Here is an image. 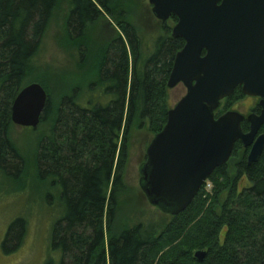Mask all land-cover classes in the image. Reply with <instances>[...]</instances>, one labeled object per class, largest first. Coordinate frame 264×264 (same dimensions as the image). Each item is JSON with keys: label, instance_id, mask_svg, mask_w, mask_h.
I'll list each match as a JSON object with an SVG mask.
<instances>
[{"label": "trees", "instance_id": "1", "mask_svg": "<svg viewBox=\"0 0 264 264\" xmlns=\"http://www.w3.org/2000/svg\"><path fill=\"white\" fill-rule=\"evenodd\" d=\"M68 2L67 35L78 42L79 52L89 26L104 13L114 16L121 34L111 38L91 64L86 94L80 85L54 108L43 82L35 80L48 94L41 122H50L39 144L38 175L58 186L64 208L51 239L60 260L50 258L44 264H264V149L259 160L249 164L240 140L231 155L243 151L234 169H229V159L207 180L214 185L211 192L205 183L177 215L164 212L157 220L114 227L117 192L125 186L129 134L135 126L147 125L158 133L165 125L170 109L167 82L185 41L172 36L168 20L176 22L175 16L160 20L161 31L147 50L135 25L124 13H115L117 0ZM57 4L0 0V172L6 176L19 177L24 170V159L10 137L12 105L30 83L29 72ZM243 96L238 86L225 98L222 112ZM220 114L219 107L215 115ZM242 128L248 131L249 123L243 122ZM243 178L250 184L239 188ZM24 230L21 217L9 225L2 242L5 253L16 249ZM198 249L207 252L202 261L194 257Z\"/></svg>", "mask_w": 264, "mask_h": 264}, {"label": "water", "instance_id": "2", "mask_svg": "<svg viewBox=\"0 0 264 264\" xmlns=\"http://www.w3.org/2000/svg\"><path fill=\"white\" fill-rule=\"evenodd\" d=\"M155 17L175 16L173 37H182L167 82L185 95L168 110L167 121L146 149L140 185L151 205L177 215L194 200L213 171L228 162L235 143L250 147L248 163L264 149V0H148ZM240 86L260 97L259 114L215 111ZM48 94L37 81L26 84L13 105L12 123L36 128ZM249 121L244 131L242 123ZM206 250L194 257L202 261Z\"/></svg>", "mask_w": 264, "mask_h": 264}, {"label": "rangeland", "instance_id": "3", "mask_svg": "<svg viewBox=\"0 0 264 264\" xmlns=\"http://www.w3.org/2000/svg\"><path fill=\"white\" fill-rule=\"evenodd\" d=\"M117 1L119 4L115 13L117 15L124 13V17L140 32L144 48L149 50L153 38L161 31V21L153 14L151 4L148 0ZM69 10L68 0H58L27 79V82L36 79L43 82L54 108L63 95L72 93L80 85L83 92H87L85 88L92 82L91 64L100 56L108 41L121 34L114 16L104 13L98 21L89 26L83 40L85 48L82 54L79 52L78 42L67 35ZM168 22L172 26L176 23L171 19ZM185 93L186 87L183 83L168 88L169 107H174ZM227 101L222 100L221 114L224 113L222 109ZM258 101V97L244 95L240 99H235L229 110L246 113L251 109H258ZM49 128V121L41 122L36 128L14 123L11 127L10 137L24 159V170L16 178L0 172V264H44L50 258L60 260L61 252L53 250L51 239L54 223L62 216L64 208L60 201L58 186L49 180L40 179L37 167L39 144ZM155 134L147 125L135 126L129 134L123 170L125 186L117 192L118 204L114 226L117 229L138 220L148 218L157 220L165 217L160 208L150 204L140 185V168L146 161V149ZM122 137L123 133L121 139ZM242 152V149L238 150L236 156L230 158L229 169H234V164ZM248 184H250L248 180L243 178L239 188ZM213 188V183L207 181L205 190L211 192ZM20 217L25 222L23 235L16 249L5 253L2 242L7 229ZM105 229L107 242L109 238L107 218Z\"/></svg>", "mask_w": 264, "mask_h": 264}, {"label": "flooded vegetation", "instance_id": "4", "mask_svg": "<svg viewBox=\"0 0 264 264\" xmlns=\"http://www.w3.org/2000/svg\"><path fill=\"white\" fill-rule=\"evenodd\" d=\"M176 22H177V21H176ZM258 98H259V100H260V97H258ZM257 108H258V109H251L250 111H248V112H246V113H244V112H241V113L244 114L245 117H247V116H248L249 114H251V113L259 114L260 111H261V107H260V105H259V101H258ZM245 121H247V120L245 119L243 122H245ZM247 122L249 123V121H247ZM249 128H250V123H249ZM262 130H264V124L260 127V129H259V133H261ZM245 132H246V131H245ZM243 147H244V145H243ZM244 148H245V147H244ZM245 149H247V150H248V153H249V149H250V147L245 148Z\"/></svg>", "mask_w": 264, "mask_h": 264}]
</instances>
